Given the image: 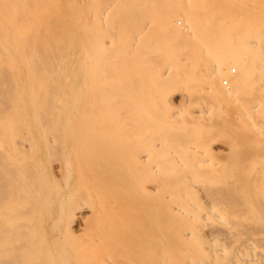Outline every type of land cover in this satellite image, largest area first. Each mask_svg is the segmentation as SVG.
I'll return each instance as SVG.
<instances>
[{"label": "bare ground", "instance_id": "6f19581e", "mask_svg": "<svg viewBox=\"0 0 264 264\" xmlns=\"http://www.w3.org/2000/svg\"><path fill=\"white\" fill-rule=\"evenodd\" d=\"M239 1L0 0V264H264V25ZM193 80L235 115L160 158Z\"/></svg>", "mask_w": 264, "mask_h": 264}, {"label": "rangeland", "instance_id": "374dc122", "mask_svg": "<svg viewBox=\"0 0 264 264\" xmlns=\"http://www.w3.org/2000/svg\"><path fill=\"white\" fill-rule=\"evenodd\" d=\"M252 1V2H251ZM256 1V2H255ZM257 1H259V2H257ZM246 2V10L244 9V6H245V3ZM230 3V2H229ZM238 3V2H237ZM241 3V4H240ZM85 4H86V6H85ZM88 4H89V0H83V6H84V16H85V19H86V21L87 22H89L91 19H90V16H89V18H88V11L90 10L89 8H88ZM242 5L243 7H241L240 5ZM239 4H238V6L239 7H241L242 8V11H240L239 13H240V16H241V14H242V12H244L242 15L243 16H241V21H243V19H244V21L245 22H247L248 20L249 21H251V19H248V20H245V19H247V18H251V17H249V16H251V15H254V16H252L253 18V20L252 21H255V23H256V21H259V23L260 24H262V25H264V0H240L239 1ZM244 4V5H243ZM250 5V6H249ZM247 6H249V9H248V7ZM85 7H87V8H85ZM89 9V10H88ZM86 10V11H85ZM248 10V11H247ZM89 12H91V10L89 11ZM247 12V13H246ZM250 14V15H249ZM90 15H91V13H90ZM247 15H248V17H247ZM255 15H256V19H259V20H256L255 19ZM260 15V16H259ZM263 17H262V16ZM258 16V17H257ZM179 17V16H178ZM177 16L175 17L174 16V18H173V20H172V22L173 23H175V27L176 28H178V29H180L181 31H182V27H181V25H183L184 24V21H183V18H181V17H179L178 18ZM176 18V19H175ZM181 19V20H180ZM180 21V22H179ZM248 21V22H249ZM181 22L183 23V24H181ZM258 23V22H257ZM179 24H181V25H179ZM147 28H149V27H146L145 28V30H147V31H145L146 33H148L149 32V29H147ZM260 28V27H259ZM263 27H261V29H262ZM264 30V29H263ZM230 68H233L234 69V71L233 72H230ZM228 74V78L226 77H219L220 79L218 80V81H220L219 83H220V85H221V80L222 79H226V85L227 86H229L228 84L230 83V80H229V77H231V76H234V74H236V69L234 68V67H232V66H230L229 67V69L226 71ZM229 80V81H228ZM227 81H228V83H227ZM199 83V80H193V81H190L189 83H188V88H184V87H179L178 89H176V92L173 94V95H171L170 96V98L168 97L166 100L168 101V102H165V108H166V110L167 109H169V110H167V111H164V114H165V112H170L169 114H171V115H166V117L168 118V120L170 121L171 119L170 118H172V120L170 121V122H174V124H175V126H176V129H177V127H178V129L177 130H179V133L180 132H182V138L180 137V139H183V137L185 138V136H183V133H184V135L187 133V131H189L190 132V130H187L186 128H188L189 129V127L190 126H194V127H196V126H202V130H204V128H205V133H202V135L203 134H206V133H208L209 135H205V136H208V138L209 137H212L213 138V134L214 135H216L213 131H211V126H213V125H216V126H218L220 123H222L223 121H226L227 119L229 120V119H232L233 117H234V115H235V112H234V110H235V107H233V106H229V105H226V103L223 101H220V102H222V104L219 102V101H217L216 102V100L217 99H215V102H216V104H215V102H214V99H212L211 98V100H210V97H211V94H209V90H208V93H207V91H206V89H205V91L204 90H197L198 88H202L203 86L204 87H206L207 86V84H198ZM224 87H225V85H223ZM222 86V87H223ZM226 86V87H227ZM198 87V88H197ZM195 88V89H194ZM182 89V90H181ZM191 89H194V92H193V90H191ZM195 90H197L198 92H200V93H197ZM192 91V92H191ZM201 91H203V92H201ZM181 92H186V93H188V96H187V98L185 97V98H183V100H182V98L179 96L180 94H181ZM205 94V95H204ZM209 94V95H208ZM208 96V97H207ZM167 103V104H166ZM211 103V104H210ZM214 103V104H213ZM220 103V104H219ZM158 106H157V113L159 114L160 113V110L159 109H161V105L160 104H157ZM213 105V106H212ZM217 105V106H216ZM168 106V107H167ZM170 106V107H169ZM207 107L208 109V112H207V110H205L206 108L205 107ZM211 106V107H210ZM199 107V109H200V107H203V109H201V110H199L198 111V109H197V111H196V108H198ZM173 109V110H172ZM165 110V109H164ZM173 111V112H172ZM177 111V112H176ZM194 111V113H192ZM198 114H200L199 115V117L197 118V119H190V114H196V116L198 115ZM200 112V113H199ZM201 112L203 113L202 115H201ZM167 113V114H168ZM178 113V114H177ZM164 115V116H165ZM174 115V117H172ZM169 116H171V117H169ZM177 119H176V118ZM175 119V120H174ZM183 122H184V124H183ZM132 123V125L133 124H136V123H134V122H131ZM178 123V124H177ZM185 123H187L189 126L187 127V125L185 124ZM196 124H199V125H196ZM178 125H180V126H183V127H179ZM186 125V126H185ZM209 125V126H208ZM130 126H131V124H130ZM136 126V125H135ZM204 127V128H203ZM207 127H208V129H207ZM183 128L185 129L184 131H183ZM210 132H208L207 130ZM176 130V131H177ZM131 131H134V129L132 130V127H131ZM202 132H204V131H202ZM188 134V138H186L185 139V141H187L188 139L190 140V142H188L189 144V150H187L188 149V147H186V146H188L187 145V143L186 142H181V141H176L175 142V144H174V147H169V149H171V153H172V155L169 153V149H168V146L167 145H164V140L161 142V137L159 138H154L152 135H147L148 137H151L152 136V138H147V143L149 142H151V140H152V142H153V144L155 143V150H156V155H159V157L160 158H170V156H173L175 159H180V158H182V157H180L179 156V154H181L182 153V156H184L183 154H186L187 152L189 153L190 151H192L193 150V147L195 146L194 145V143L195 142H193L192 140H191V138H189V133H187ZM210 134H212L211 136H210ZM180 135V134H179ZM180 135V136H181ZM228 135H230V134H228ZM228 135H225L227 138H229L228 140H226L227 142L229 141V140H231L232 142H233V140L235 139V136H233V140L232 139H230V137L228 136ZM231 135H233V134H231ZM230 135V136H231ZM146 136V137H147ZM204 136V137H205ZM225 136L223 137L222 136V138H225ZM187 137V136H186ZM219 137H221V136H219ZM207 138V137H206ZM207 138V139H208ZM217 138V137H216ZM151 139V140H150ZM157 141H156V140ZM179 140V139H178ZM184 140V139H183ZM221 140H223V139H221ZM154 141H156V142H154ZM224 141V140H223ZM151 142V143H152ZM159 142H161L160 144H159ZM179 142H181L182 144H186V145H184L185 147H183V148H181V145H180V143ZM193 142V143H192ZM226 142V143H227ZM230 142V141H229ZM234 142H235V140H234ZM233 142V143H234ZM148 143V144H149ZM159 145H158V144ZM163 143V144H162ZM233 143H231L230 142V144L232 145ZM166 144V143H165ZM178 144H179V146H178ZM191 144V145H190ZM196 144V143H195ZM157 145H158V149H157ZM162 145H163V147H162ZM176 145H177V147H176ZM218 145V146H217ZM167 146V147H166ZM214 146H216V148L218 147L219 149H216L217 151L219 150H221V151H223V149H225L224 147H220L221 145L220 144H213L212 146H211V148H212V150H213V148L215 149V147ZM163 148L165 149V150H163ZM174 148V149H173ZM161 149V150H160ZM154 150V151H155ZM162 150H163V152H162ZM167 150V151H166ZM181 150V151H180ZM184 150V151H183ZM185 150H186V152H185ZM159 151V154L157 153ZM214 151V150H213ZM218 151V152H219ZM165 156V157H162L163 155L161 154V153ZM181 152V153H180ZM177 153H179V154H177ZM214 153L216 154V151H214ZM166 154V155H165ZM224 153L222 152V154L221 155H223ZM170 155V156H169ZM175 155V156H174ZM217 155H218V157H217ZM217 155H215V156H213V159H218L219 158V154H217ZM56 157V156H55ZM220 157H223V156H220ZM51 158V160H52V162H54L53 160L55 159L54 158V156H52V157H50ZM54 158V159H53ZM151 159H154V155L153 156H151L150 157ZM40 159H41V161H42V163H43V166L45 167V173L47 174V176L49 177V178H51V177H55V178H58L59 177V168H58V166H57V164H56V162H55V164L54 163H51V160H50V163L48 164V162H49V160L46 158V156L44 155V154H42L41 156H40ZM150 159V160H151ZM56 161H57V159H56ZM153 161V160H152ZM151 161V162H152ZM50 164H52L50 167V170H49V166L48 165H50ZM53 167V168H52ZM58 168V169H57ZM51 169H52V174H51ZM73 180V174L72 173H70V181H72ZM75 222H76V224H75ZM72 225H71V228L73 229V231H74V233H76L77 234V232H78V228H80V227H82V223L81 222H79V221H75ZM89 222V221H88ZM81 225H80V224ZM77 224H78V228H77ZM89 227L86 229V230H88V229H92L93 228V224L92 223H90L89 222ZM92 225V226H91ZM88 226V225H87ZM86 227V226H85ZM88 232H86V233H84V235H86ZM82 235V234H81ZM80 236V235H79ZM62 237H64V235L62 234ZM80 237H82V236H80ZM84 237V236H83ZM124 250H125V253H124ZM124 250H122V254L121 255H123L122 257L123 258H121L120 260H119V258H120V256H119V254L118 255H116L117 257H115V258H117L116 259V261H118V262H126V261H128L130 258H131V255H133V254H131V251L130 250H127V249H124ZM127 251H130V252H128L129 254H131L130 255V258L129 257H127V256H125L124 257V254L125 255H128L127 254ZM124 253V254H123ZM119 257V258H118ZM131 261V260H130Z\"/></svg>", "mask_w": 264, "mask_h": 264}, {"label": "built area", "instance_id": "2783aa9c", "mask_svg": "<svg viewBox=\"0 0 264 264\" xmlns=\"http://www.w3.org/2000/svg\"><path fill=\"white\" fill-rule=\"evenodd\" d=\"M233 71H234L233 68H230V72H233ZM221 84L226 85V79H222Z\"/></svg>", "mask_w": 264, "mask_h": 264}]
</instances>
